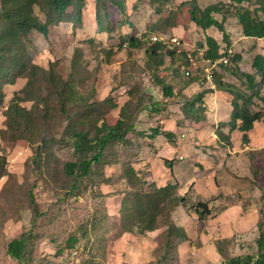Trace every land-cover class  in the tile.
I'll use <instances>...</instances> for the list:
<instances>
[{
  "label": "rangeland",
  "instance_id": "obj_1",
  "mask_svg": "<svg viewBox=\"0 0 264 264\" xmlns=\"http://www.w3.org/2000/svg\"><path fill=\"white\" fill-rule=\"evenodd\" d=\"M184 1L187 0H174ZM220 1L199 0V4L205 7ZM118 2L124 10L109 4L110 31L97 32L96 0H84L80 27L74 31L71 23H61L51 29L48 38L34 32L27 42L28 51L35 65L49 67L54 62L55 70L65 78L71 73L73 57L78 53L83 62L79 65L81 93L92 101L116 97L122 107L128 100L129 88L135 94L143 91L145 103L150 102L146 104L148 111L137 116L134 134L128 135L132 146L117 144L115 154L109 158L112 162L104 161L94 167L92 176L80 180L79 187L70 191L72 183L63 173V165L74 158L75 152L66 143L67 123L60 113L58 99L50 100L52 114L38 121L47 139L52 140L47 146L50 154H42L44 165L42 162L43 168L38 172L34 161L38 144L20 140L16 133L5 134V112L13 95L26 87L27 80L20 79L16 85L5 87V103L0 107V155L6 158L8 175L0 178V264H16L6 252L7 245L26 233H30L28 248L32 249L34 261L42 260L44 264H78L89 254L102 264H146L158 259L170 238L174 249L166 264H223L225 259L218 253V245L225 258L257 251V223L264 219V125L254 122L242 140L240 124L234 127L228 124L224 103L214 94L216 87L209 88L200 81L206 65L197 50L207 35L216 39L222 56L230 50L228 62L219 64L214 74L242 88L243 73L252 70L254 56L264 57V38L243 37L234 15L235 7H247L248 2L244 0L239 5L226 0L224 33L216 28L202 31L191 23L175 27L172 35L150 30L160 16L148 0ZM73 10L70 8L69 13ZM37 16L45 21L43 13L37 12ZM216 17L222 20V16ZM132 36L150 43H154V36L168 41L176 38L180 45H173L170 50L179 49L182 55L175 53L171 60V51L164 49L162 68L157 70L148 66L145 49L132 50L125 44L124 39ZM186 53H192L195 59L189 76L183 69ZM165 67L166 73L162 72ZM192 81L195 82L186 87ZM256 81L259 83V77ZM168 84L173 93L184 91L187 99L206 93L202 101L207 117L204 123L196 121L193 127L186 122L179 112L184 100L175 95L163 96V85ZM91 88L95 91H90ZM260 91V97H264V84ZM42 92L47 95L38 84L27 96L37 98ZM260 97L254 98L251 111H263ZM36 105L40 111L43 105L38 102ZM21 106L31 110L34 102H22ZM113 113L119 116L121 108ZM152 129L171 132V140L163 135L149 138ZM40 136L37 133L29 140H39ZM200 141L211 143L201 145ZM126 165H132L143 183L127 178ZM168 165L178 181L177 190L191 202L206 201L211 214L200 219L192 210L186 212L180 206L169 209L163 205L156 215V227L139 234L132 227L133 220L127 217L134 193L140 187L151 190L150 182L161 186L171 181ZM33 202L37 209L35 216ZM170 223L183 229L187 239L178 241L177 231L168 234ZM131 229L132 232H127ZM71 236L77 238L75 247L56 254Z\"/></svg>",
  "mask_w": 264,
  "mask_h": 264
},
{
  "label": "trees",
  "instance_id": "obj_2",
  "mask_svg": "<svg viewBox=\"0 0 264 264\" xmlns=\"http://www.w3.org/2000/svg\"><path fill=\"white\" fill-rule=\"evenodd\" d=\"M148 1L155 13L160 16L150 28L151 31L172 35L175 27H185L194 23L199 30L207 31L210 28H216L224 33L223 22L227 15L224 10L227 6L226 0L205 7L200 6L199 0H187L181 3H175L174 0ZM245 1L248 2L247 7L234 8V15L241 35L249 39L264 38V19L262 18L264 0ZM230 2L241 5L244 0H230ZM95 4L97 32L110 31L109 4H114L124 10L123 4L119 3L118 0H96ZM72 7L74 10L69 13V9ZM83 8L84 0H0V107L5 103V87L16 85L20 79L27 80L26 87L13 95L5 112L7 121L5 134L16 133L19 136L18 139L38 144L34 161L38 172H41L44 165L42 154L46 152L48 155L50 154L47 146L52 140L47 139L44 130L39 127L38 121L41 118L46 120L52 114L49 103L53 97H56L59 101L60 113L65 117L67 123L65 138L68 139V142L66 143L73 147L75 152L74 158L65 161L63 165V173L72 183L70 191L79 187L80 180L91 177L94 167L103 164L104 161L111 163L109 158L110 155L115 154L117 144L132 146V141L128 139V135L129 133L134 134L137 116L143 111H148L146 104L150 105V102L147 103L146 101L145 103L146 93L141 91L135 94L130 88V90L128 89V100L122 107H120L117 98L113 96L95 101L85 96L79 88V82H82L79 65L83 62L78 53L73 57L72 70L68 78L63 77L55 70L54 62L50 63L49 67L35 65L32 62L27 47L31 34L38 32L48 38L53 27L66 22L71 23L75 31L82 24ZM37 12L44 14V22L39 19ZM217 15L222 16L221 21H218ZM204 40V43H199L197 47L198 50L202 51L204 59L214 61L222 57L224 53H221V48L215 38L207 35ZM124 41L132 50L145 49L148 66L152 65L157 70L162 68L164 49H166L165 52L171 51V60H173L175 53L182 55L177 50H170L163 42L154 41V43H150L148 40L133 36L126 37ZM184 59L186 64L183 68L184 74L189 76L190 69L194 66L190 65L186 56ZM251 67L254 70L253 73H243L245 81L241 82L242 88L222 81L220 76L214 72L212 74L217 91L226 94L231 104L232 109L228 124L234 127L237 122H240L239 130L243 135L242 140L245 139V133L253 128L254 122L259 121L264 125V108L262 112H253L250 108L254 105V98L261 96V85L264 84V57L262 55L254 56ZM167 68L162 69V72L166 73ZM256 77H259V83H257ZM195 81L190 82L186 87ZM200 81L205 82L203 74ZM38 84L43 87L47 95H43L42 92L37 98L28 97L27 95ZM90 91L95 90L91 88ZM173 92L170 84L163 85V96L172 97L175 95L184 100L179 112L186 119V122L193 127L196 121L205 122L202 105L203 93H197V95L187 99L184 96V91ZM260 98L264 103V97ZM26 101L34 102L31 110L21 106V103ZM37 102L43 105L40 111V106L36 105ZM156 107L157 103H154L153 108ZM118 108H121V113L116 117L113 111ZM196 129L198 128L196 127ZM37 133H41L39 140H29V137H33ZM140 134L143 135V133ZM158 135H163L168 140H171L172 137L171 132L152 129L149 138ZM163 161L169 163V160L163 159ZM168 169L171 181H167L161 186L150 182L152 184L151 190H143L140 187L134 193L127 217L131 221L133 220L132 227H135L139 234L156 227V215L163 205H168L169 209L180 206L186 212L192 210L200 219H205L211 214V208L206 201L191 202L186 194L177 190L178 181L174 176L172 166L168 165ZM125 173L129 180L135 178L143 183V178L138 177V172L132 165L125 166ZM6 175H8L6 158L0 155V178ZM144 183L148 184L149 182ZM29 194L33 196L31 191ZM33 205L35 216L37 209L34 202ZM124 209L126 206L123 207ZM261 213L260 210V215ZM257 229L259 232L256 239L257 251L254 254L225 258L221 247L216 246L218 253L225 259L223 264H264V219L258 221ZM173 231H177L178 241L182 242L187 239V234L183 229L172 223L168 224V234ZM127 232H132V229ZM30 238V233H26L8 243L6 252L16 260V264H44L42 260L34 261L32 249L28 248ZM65 242L66 246L58 247L56 254H61L66 248L73 249L77 238L71 236ZM173 245V240L168 239L158 259H153L146 264H166L173 252ZM45 264L56 263L46 262ZM78 264L102 263L94 255L89 254L86 258L81 259Z\"/></svg>",
  "mask_w": 264,
  "mask_h": 264
},
{
  "label": "built area",
  "instance_id": "obj_3",
  "mask_svg": "<svg viewBox=\"0 0 264 264\" xmlns=\"http://www.w3.org/2000/svg\"><path fill=\"white\" fill-rule=\"evenodd\" d=\"M152 40L155 41V42L156 41L163 42L169 48H173L172 47L173 45H180V43L178 42V40L176 38L170 39L168 41V40H165L164 37L154 36L152 38ZM198 51H200L198 54L200 55L202 61L206 65V67L203 68V70H202L203 71V77L205 79V82L209 85V88H212L213 89L214 88V83H213V76H212V74H213L214 70L216 69V67L219 64H226L228 62L229 56H231V51L230 50H227L225 56H222L219 59L214 60V61L204 59L203 56H202V51L201 50H198ZM177 52H181V50L177 49ZM186 57H187L188 62L190 63V65L195 66V59L193 57V54L192 53H186Z\"/></svg>",
  "mask_w": 264,
  "mask_h": 264
},
{
  "label": "crops",
  "instance_id": "obj_4",
  "mask_svg": "<svg viewBox=\"0 0 264 264\" xmlns=\"http://www.w3.org/2000/svg\"><path fill=\"white\" fill-rule=\"evenodd\" d=\"M95 15H96V9H95ZM258 39H263V38H258ZM255 40V39H254ZM254 72V70L252 69V70H249L248 72H246V73H253ZM258 78V77H257ZM220 79L221 80H223V77H221L220 76ZM229 83H232L233 84V82H229ZM214 87H215V84H214ZM206 94V93H205ZM204 93H203V95H202V101H203V99L205 98V95ZM214 94L218 97V99L220 98V100H222L223 101V103H224V110H227V115H229L230 116V113H231V104H230V101H229V99H228V97L226 96V94H223V93H221V92H219V91H215L214 92ZM202 105L205 107V105H204V103H202ZM205 112H206V109H204V114H205ZM226 112V111H225ZM230 112V113H229ZM228 116V117H229ZM207 119V117H206V114H205V120ZM237 124H240V122H237ZM253 126H254V123H253ZM211 142H207V141H204V143L203 142H201L200 141V144L201 145H203V144H210ZM166 183V182H165Z\"/></svg>",
  "mask_w": 264,
  "mask_h": 264
}]
</instances>
